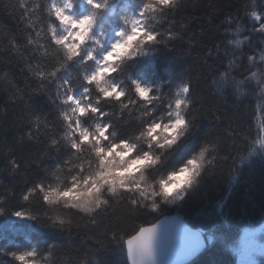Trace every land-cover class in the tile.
Returning a JSON list of instances; mask_svg holds the SVG:
<instances>
[{"label":"clouds","instance_id":"1","mask_svg":"<svg viewBox=\"0 0 264 264\" xmlns=\"http://www.w3.org/2000/svg\"><path fill=\"white\" fill-rule=\"evenodd\" d=\"M11 4L22 37L0 29V62L7 52L26 75L22 85L9 77L6 99L15 102L27 92L33 98L45 97L50 107L46 112L32 110L25 121L24 140L41 144L32 163L10 156L6 166L0 165L9 175L35 166L45 176L19 193L23 206L16 209L7 206L12 189L0 181V216L10 212L45 229L82 234V240L100 247L106 235L123 242L129 264H156L159 219L149 216L147 222L140 220L134 235L126 233L129 239L140 227L155 226L143 252H129L128 239L118 238V230L105 221L179 206L216 171L222 150L219 136H205L182 162L166 167L180 145L199 131L209 96L226 105L251 101L245 108L256 131L240 163L264 152V127H256L257 117H264V0H238L235 9L224 13L221 22L232 27L223 29L224 39L213 45L228 51L217 64H210L214 71L199 89L188 76L173 79L166 68L157 69L156 60L160 48L171 50L177 39L194 43L183 36V29L196 17L182 19L179 31L171 27L176 21L170 17L200 4L213 5L211 11L218 12L219 0H11ZM245 30L258 34V46ZM245 45L250 50L245 51ZM208 55L215 57L211 45L201 62L210 63ZM0 75L8 76V70H0ZM212 112L220 125L227 112L216 111L215 106ZM126 127L129 130L122 135ZM96 252L69 253L56 242L18 250L0 243V256L13 264H100Z\"/></svg>","mask_w":264,"mask_h":264},{"label":"trees","instance_id":"2","mask_svg":"<svg viewBox=\"0 0 264 264\" xmlns=\"http://www.w3.org/2000/svg\"><path fill=\"white\" fill-rule=\"evenodd\" d=\"M237 6L238 0H219L218 12L211 11L213 5L200 4L194 10L187 8L178 12L174 18L170 17L169 19L176 21L171 27L178 31L182 19L187 16L196 17L190 20L186 29H183V36L192 39L194 43L189 44L185 39H177L171 42V50L161 47L156 60L157 69L166 68L167 74L173 79L188 76L194 87L201 88L207 83L211 71H214L210 64H217L228 51L227 48L224 51L215 50L213 41L224 39L226 34L222 30L232 25L221 22L222 17L226 11H231ZM11 8V0H0V29L6 27L16 32L19 39L22 37L21 25ZM244 23H248L246 18ZM200 30H203V34ZM245 34H249L252 43L258 46V34L248 33L247 30ZM210 45L215 51V57L208 55L207 60L210 63H203L200 58ZM244 50L250 49L245 45ZM3 57L0 70L7 69L9 75H0V109H3L0 111V165L6 166L10 156H15L21 163L27 160L31 164L39 153L41 144L24 140L22 133L26 127L25 121L32 110L46 112L50 106L45 97L33 98L28 96L27 92L23 99L15 102L6 99L11 90L9 77L17 85H22L26 74L21 64L7 52ZM229 99L231 100V93ZM245 103L251 101L226 105L218 104L215 96L207 98L205 120L200 121L199 131L180 145L166 167H173L182 162L205 136H219L222 140V150L217 160L216 171L206 177L179 206H164L159 214L148 216L128 215L119 219L109 217L105 223L109 228L118 230V238L126 240L128 238L126 233H135L133 229L137 228L140 220L147 222L149 216L158 219L167 214L178 213L191 227L200 229L205 239L207 235L213 238L212 243L206 245L204 251L188 264L236 263L229 246L233 242L235 244L243 228L264 221V152L253 154L248 160L240 163L242 158H246L249 140L256 131L253 129L249 109L245 108ZM213 106L216 107V111L227 112L220 125L214 121ZM256 127L257 129L264 127V117H257ZM128 130L126 127L121 134ZM60 155L62 153L57 154L58 157ZM44 176L43 170L35 166L22 168L21 172L12 175L0 170V181L12 189V195L7 197V206L12 209L22 207L18 200L19 193ZM81 235L45 229L30 219L14 217L10 212L0 216V243H7L10 249L18 250L31 247L33 244L46 248L56 242L62 245L63 251L69 253L78 254L96 249L100 264H126L123 242L116 243L105 235L101 237L104 244L100 247L95 241L82 240ZM0 264L13 262L6 256H0ZM256 264H264V256Z\"/></svg>","mask_w":264,"mask_h":264},{"label":"water","instance_id":"3","mask_svg":"<svg viewBox=\"0 0 264 264\" xmlns=\"http://www.w3.org/2000/svg\"><path fill=\"white\" fill-rule=\"evenodd\" d=\"M158 219L161 222L154 237L156 264H188L206 248L202 231L191 227L179 214L171 213ZM124 254L125 262L129 264L126 248Z\"/></svg>","mask_w":264,"mask_h":264},{"label":"rangeland","instance_id":"4","mask_svg":"<svg viewBox=\"0 0 264 264\" xmlns=\"http://www.w3.org/2000/svg\"><path fill=\"white\" fill-rule=\"evenodd\" d=\"M206 236L207 245L211 243ZM231 254L234 255L235 264H256L264 256V221L258 225L245 227L241 230L238 238L229 246Z\"/></svg>","mask_w":264,"mask_h":264},{"label":"snow or ice","instance_id":"5","mask_svg":"<svg viewBox=\"0 0 264 264\" xmlns=\"http://www.w3.org/2000/svg\"><path fill=\"white\" fill-rule=\"evenodd\" d=\"M17 215H21V213H17ZM154 229L155 226L140 227L139 232L135 236H132L127 240L129 252H143L144 250H146V247L151 240ZM133 231H135V229H133Z\"/></svg>","mask_w":264,"mask_h":264},{"label":"bare ground","instance_id":"6","mask_svg":"<svg viewBox=\"0 0 264 264\" xmlns=\"http://www.w3.org/2000/svg\"><path fill=\"white\" fill-rule=\"evenodd\" d=\"M178 214V213H177ZM182 217V216H181Z\"/></svg>","mask_w":264,"mask_h":264}]
</instances>
